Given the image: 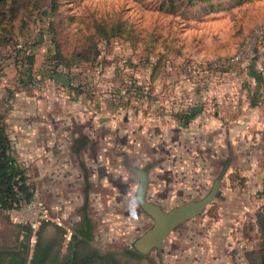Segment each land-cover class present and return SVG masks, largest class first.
Instances as JSON below:
<instances>
[{
    "label": "rangeland",
    "instance_id": "rangeland-1",
    "mask_svg": "<svg viewBox=\"0 0 264 264\" xmlns=\"http://www.w3.org/2000/svg\"><path fill=\"white\" fill-rule=\"evenodd\" d=\"M16 1L17 12L10 3L1 10L6 16L0 17V60L4 59L8 39L16 36L36 41L43 33L45 54L39 65L44 64L47 54L58 55L66 68L65 76L72 82L68 92L75 96L69 106L54 110L56 116L48 118L49 125L61 131L73 127L77 137L86 142L80 155L71 156L80 166V185L74 188L68 178L71 189L66 188L67 194L61 199L63 203L71 199L75 204L45 221L30 222L27 218L26 224L0 213V249L27 244L32 253L43 223L58 225L64 234L72 236L83 209L93 224L95 246L116 252L131 247L152 226V220L137 204L139 179L128 171L127 164L138 170L151 166L145 197L165 211L204 197H181V201L167 203L165 190L158 192L155 187L166 183L169 188L167 177L174 178V171L172 167L165 169L160 179L157 172L169 166L163 162L166 157L170 160L171 155L177 156V148L196 150L198 143L190 131L181 132L180 127L209 129L202 132L208 136L199 146L210 147L206 154L212 156L209 168L214 178L221 172L225 132L211 127H225L227 110L235 111L246 103L240 96L246 82L236 73L225 77V61L236 57L241 49L244 58L250 57L256 32L264 25V0ZM45 9L48 16L33 22L34 16ZM8 17H15L11 25L6 23ZM216 63H224L223 68L210 67ZM227 91L235 95L226 96ZM98 98L103 101L102 109L94 115ZM192 106H200L201 111L187 121L186 111ZM41 130L40 137L44 138ZM213 134L215 141L207 144ZM204 152L198 147L197 154L202 156ZM48 180L52 179L44 175L41 182ZM241 187L243 180L236 175L226 181L224 176L215 201L202 215L175 228L160 253L152 250L148 254L151 263H217L201 256L192 236L198 230L216 234L217 228L221 229L225 202L237 206L248 198L247 204L252 205L256 196L237 193ZM248 223V249L254 253L263 238L258 225ZM245 226L246 222L244 230ZM64 236L62 247L66 249L71 236ZM222 245L225 257H229L225 240Z\"/></svg>",
    "mask_w": 264,
    "mask_h": 264
},
{
    "label": "crops",
    "instance_id": "crops-1",
    "mask_svg": "<svg viewBox=\"0 0 264 264\" xmlns=\"http://www.w3.org/2000/svg\"><path fill=\"white\" fill-rule=\"evenodd\" d=\"M43 47L44 45L41 43L36 48V54H38L35 57V70L42 66L39 65L41 63L39 60L45 54ZM253 73L254 76H251ZM242 79L246 85L245 89L240 92V96L246 103L237 110L235 108V111L227 110L225 127L211 128L216 131L221 129L225 132V164L227 165L225 181L231 175H236L243 180V187L238 188L237 193L251 197L257 196L262 189L264 190V59H259L250 72L243 75ZM15 85V73L9 68L0 79V103L3 108L6 106L5 103L10 107L5 122L12 142L13 155L17 162L24 166L28 182L39 196L43 207L52 215L75 204L71 199L68 202H61L63 196L67 194L66 188L71 189L67 184L68 178L72 179L74 188L79 187L82 179L80 166L77 163L79 168L76 166L72 157L80 155L86 141L77 137L73 127H66L61 131L59 127H51L48 121V118L56 116V113H53L56 108L71 104L70 100L75 96L68 92L69 88L65 86L58 94L50 92L44 95L39 91L29 89L15 92L13 96H9L6 89ZM232 95L235 93L227 91L226 96ZM97 100V111L94 112V115H97V112L102 109V99L98 98ZM39 129H42L41 131L46 134L44 138L40 137ZM179 129L181 132L185 131L184 133L190 131L192 139L198 143V146L195 151L192 148L189 150H178L177 148L175 152L179 154L171 155L170 160L166 157L163 164L169 166L163 167L157 172L160 179L165 169L169 170L172 167L174 171V178L167 177L170 180L169 188L165 187L166 183H158V186L155 187L158 192L165 190L164 194L169 197L167 201L169 204L176 200L181 201V197L206 195L215 180L214 174L210 172L209 168L212 156L206 154L210 147L208 145L199 146L203 138L208 136L202 132H207L209 129L205 130L202 127H186V129L180 127ZM211 136L205 141L207 144H212L215 141V135ZM198 147L205 151L204 155L197 154ZM129 167L132 166L127 164L128 171H130ZM147 167L151 168V166ZM44 175L47 179L51 178L52 180L42 183ZM45 196L48 197L46 200H44ZM247 199L241 200L242 203L237 206L225 202V216L221 222V227H225V233L229 231V228H233L235 224L242 221V209L251 205L247 204ZM58 209L59 211H57ZM215 222L219 223L218 220ZM263 224L264 217L258 216L256 225L260 229ZM53 226L59 227L58 225ZM208 232L210 231L208 230ZM67 233L69 234V232Z\"/></svg>",
    "mask_w": 264,
    "mask_h": 264
},
{
    "label": "trees",
    "instance_id": "trees-1",
    "mask_svg": "<svg viewBox=\"0 0 264 264\" xmlns=\"http://www.w3.org/2000/svg\"><path fill=\"white\" fill-rule=\"evenodd\" d=\"M10 3L12 6V10L17 12L18 3L16 0H0V17L4 18L6 15L1 12V10L5 7L6 4ZM15 5H17L15 7ZM11 10V11H12ZM48 16L47 9L38 13L34 16V21H43ZM15 17H8L5 19L7 25H11L14 22ZM11 22V23H10ZM6 26V25H5ZM9 27V26H8ZM22 38H10L6 41L4 45V59L3 63L0 64V79L5 73L6 70L11 68L15 71V79L16 85L9 87L6 89V92L9 96H13L15 92H19L22 90H29L32 87L33 82L36 80L37 76L42 79H51L52 74L59 73L64 75V71L66 68L60 63L58 55L55 54H47L44 64L38 70H35V57L36 52L29 56H23L18 51L15 50V46L17 41ZM44 39L43 33L38 35V39L36 41L28 40L31 42L33 50L36 51V48L41 44ZM23 40H26L23 38ZM254 76V73L251 74ZM72 84V82H71ZM70 85L68 88H70ZM2 103H0V212H8L13 209L14 204L18 202L16 199V193L13 191V185L16 184L15 178L19 177V181L21 185L18 187L19 193L23 196V200L29 201L32 197V185L28 182V177L25 169L17 162L16 158L13 155L12 142L8 135L7 125H6V117L8 114V110L10 109L9 105L5 103V107H1ZM185 116V115H184ZM195 114L190 111H186V120H191ZM83 217L85 224L81 225L80 228L73 229V239L76 236L87 235V238H90L92 233L93 224L91 220L85 215V209H83ZM251 221V220H250ZM250 221H246L245 230L243 229L244 238L247 241H250L249 236L247 234V227H249ZM252 223V221H251ZM45 226H48L47 223H43L39 228L36 234V242L34 245V252H32L31 258L29 259L28 264H43L44 261L41 259L43 253L41 252V234ZM83 228H87L84 230ZM59 233V244L62 242V238L64 235V230L60 227H56ZM23 230L27 233L30 232V228L23 227ZM261 237L263 238L260 247L258 248V252H264V224L260 227ZM60 246V245H59ZM27 244H22L19 248L13 249H0V264H25L24 256L27 254ZM41 255V256H40ZM248 264H254L252 262V258L248 257ZM264 264V258L262 259V263Z\"/></svg>",
    "mask_w": 264,
    "mask_h": 264
},
{
    "label": "built area",
    "instance_id": "built-area-1",
    "mask_svg": "<svg viewBox=\"0 0 264 264\" xmlns=\"http://www.w3.org/2000/svg\"><path fill=\"white\" fill-rule=\"evenodd\" d=\"M256 33H257L256 45L250 57H248L247 59L246 57L244 58V55L242 54V51H241L242 49H241L239 51V54L236 55V57L225 61V75H227V73H236L237 75H240L243 78V75L248 74L251 68L255 65V63L259 59L261 58L264 59V25H262ZM33 49L34 48L32 47L31 42H29L28 40L19 39L15 46V50L18 51L23 56H29L31 54H34L36 51ZM1 63H3L2 60H0V64ZM223 66H224V63H216L210 67L213 69H220V68H223ZM236 71H238L239 73H237ZM63 73L64 75L59 74V73H54L52 74L51 79H48V78L42 79L39 76H37L36 80L32 84L31 89L39 91L43 93L44 95H47L50 92H54L57 94L61 93L64 85L54 81L53 76L59 75V76L67 78L65 76L66 71H64ZM68 80L70 81V79ZM70 85H71V81H70L69 86ZM69 86H65V87H69ZM194 107H197V106L190 107L189 111L191 108H194ZM15 182L16 184L13 185V191L16 193V199L18 200V202L14 204L12 210L6 212L9 218L13 222H20V223L24 222V224H26L27 218L30 220V222H31V219H33V221H39V220L45 221L47 219H50L52 216L43 207L37 193L32 189L31 199L29 201H25L23 200V196L18 191V187L19 185H21V182L19 181V177L15 178ZM207 207L205 211L207 210ZM242 210H243V218L241 219L242 221H240L241 223L239 222L238 224H235L234 227L229 228V231H226V233H225L224 226H222L221 229H218L217 232L215 231L216 234L217 233L219 234L218 236L214 233L208 232L207 230L206 231H201V230L196 231V234L192 236L194 239H196V242L193 243V245L196 246L197 249H199V253L201 254V256L207 257L209 262L217 261V263H213V264H218V263L219 264H243V263L248 264V255L251 253L250 251L251 249L250 250L248 249L249 246H248L247 240L244 238L243 227L245 225V222L247 221V218H249L252 222L256 223V219L258 216L264 217V190L259 192V194L256 196V199L252 205L244 207ZM57 211H59V209ZM241 224H243L242 230H241L242 232L238 229ZM207 233L209 234L206 235ZM67 234L65 235L66 239L69 238V234L68 235ZM224 240H225V249L228 251L229 257L227 256L225 257V251L223 253L222 244ZM155 251L160 253L161 249L155 250ZM31 256H32V253H29V259L31 258ZM225 258L228 261H225Z\"/></svg>",
    "mask_w": 264,
    "mask_h": 264
},
{
    "label": "water",
    "instance_id": "water-1",
    "mask_svg": "<svg viewBox=\"0 0 264 264\" xmlns=\"http://www.w3.org/2000/svg\"><path fill=\"white\" fill-rule=\"evenodd\" d=\"M53 79L64 86H69L70 84V81L67 78L59 75H54ZM200 111V106L190 109V112L194 114L199 113ZM148 168L149 167H145L144 169L138 170L133 167H129V170L139 179L136 192L137 204L140 209L152 220V226L133 242V248L143 254H148L152 250H160L164 241L176 227L198 217L205 211L209 204L215 201L217 192L221 186V181L225 176L227 165L224 164L221 172L213 181L210 191L204 197L196 201L184 203L168 211L163 210L159 205L145 199V191L148 183ZM24 258L25 264H28V250Z\"/></svg>",
    "mask_w": 264,
    "mask_h": 264
},
{
    "label": "flooded vegetation",
    "instance_id": "flooded-vegetation-1",
    "mask_svg": "<svg viewBox=\"0 0 264 264\" xmlns=\"http://www.w3.org/2000/svg\"><path fill=\"white\" fill-rule=\"evenodd\" d=\"M83 224L85 222L82 217L77 228H80ZM83 229L87 230V228ZM73 234L74 231L69 245L66 249H63L62 242L59 244L60 237L56 227L53 225L45 226L41 234V252L43 253L41 259L44 261L43 264H152L148 258L149 253L143 254L137 251L133 248V243L131 247L121 251H109L95 246L92 233L90 238L83 235L76 236L74 239ZM257 250L250 253L248 257L252 258L254 264H261L264 252H258ZM32 252H34V248Z\"/></svg>",
    "mask_w": 264,
    "mask_h": 264
},
{
    "label": "bare ground",
    "instance_id": "bare-ground-1",
    "mask_svg": "<svg viewBox=\"0 0 264 264\" xmlns=\"http://www.w3.org/2000/svg\"><path fill=\"white\" fill-rule=\"evenodd\" d=\"M147 182H148V178H147ZM147 185H148V183H147ZM146 192V191H145ZM145 199H146V197H145ZM147 200V199H146Z\"/></svg>",
    "mask_w": 264,
    "mask_h": 264
}]
</instances>
